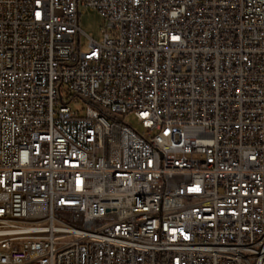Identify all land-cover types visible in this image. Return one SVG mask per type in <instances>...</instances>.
<instances>
[{"label":"built area","instance_id":"built-area-1","mask_svg":"<svg viewBox=\"0 0 264 264\" xmlns=\"http://www.w3.org/2000/svg\"><path fill=\"white\" fill-rule=\"evenodd\" d=\"M0 264H264V0H0Z\"/></svg>","mask_w":264,"mask_h":264},{"label":"rangeland","instance_id":"rangeland-1","mask_svg":"<svg viewBox=\"0 0 264 264\" xmlns=\"http://www.w3.org/2000/svg\"><path fill=\"white\" fill-rule=\"evenodd\" d=\"M80 29L82 30L80 45L83 50H87L90 40L86 35H89L94 40L99 41L104 36V33L107 30V21L99 11L88 6H82L80 8ZM64 98H69V95L66 93V87H64ZM71 106L85 115L87 107V104L85 102H72ZM115 117L116 119L124 121L125 123L131 125L133 128L141 132H146V130L142 128L141 123L138 121L137 117L132 113L126 115L116 114Z\"/></svg>","mask_w":264,"mask_h":264}]
</instances>
